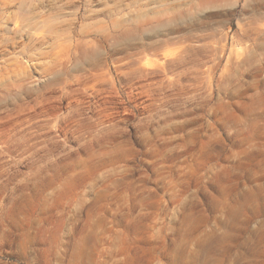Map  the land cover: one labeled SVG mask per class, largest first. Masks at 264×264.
Returning a JSON list of instances; mask_svg holds the SVG:
<instances>
[{
    "label": "rangeland",
    "instance_id": "rangeland-1",
    "mask_svg": "<svg viewBox=\"0 0 264 264\" xmlns=\"http://www.w3.org/2000/svg\"><path fill=\"white\" fill-rule=\"evenodd\" d=\"M0 264H264V0H0Z\"/></svg>",
    "mask_w": 264,
    "mask_h": 264
}]
</instances>
